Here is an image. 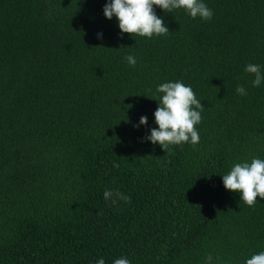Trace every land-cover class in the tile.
<instances>
[{"label": "trees", "instance_id": "obj_1", "mask_svg": "<svg viewBox=\"0 0 264 264\" xmlns=\"http://www.w3.org/2000/svg\"><path fill=\"white\" fill-rule=\"evenodd\" d=\"M105 2L0 0V264H243L264 199L221 175L264 158V83L244 71L264 65V0H204L208 21L154 6L169 32L152 38L121 35ZM169 80L201 100L196 145L142 139Z\"/></svg>", "mask_w": 264, "mask_h": 264}, {"label": "clouds", "instance_id": "obj_2", "mask_svg": "<svg viewBox=\"0 0 264 264\" xmlns=\"http://www.w3.org/2000/svg\"><path fill=\"white\" fill-rule=\"evenodd\" d=\"M154 6L164 12L172 13L181 9L189 17L208 21L213 16V11L204 0H106L102 8L103 16L107 19L113 17L117 20L120 34L128 33L141 37L152 38L154 36L166 35L169 32L163 17L158 16ZM98 32L97 37L102 38ZM129 65L136 64V58L129 54L125 57ZM246 73L253 74L252 87H259L264 83V65L248 63L244 66ZM236 93L246 95L243 85H237ZM158 106L153 112L154 124L143 140L158 144L162 149H169L171 145L189 143L196 145L200 136L198 128L195 127L201 121V100L196 97L191 85L181 80H169L156 85L154 90ZM147 117L139 118V125H146ZM223 187L239 193L240 201L251 207L257 201V196L264 199V158L251 157L233 163L229 171L221 175ZM103 198L111 203L117 199L129 201L130 197L118 190L105 189ZM204 264H220V257L211 253L203 257ZM94 264H105L103 256L95 259ZM112 264H131L126 256L113 259ZM243 264H264V250L254 252L243 260Z\"/></svg>", "mask_w": 264, "mask_h": 264}]
</instances>
